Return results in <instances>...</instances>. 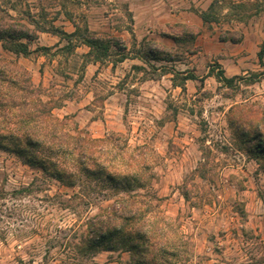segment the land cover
Returning <instances> with one entry per match:
<instances>
[{
    "label": "rangeland",
    "instance_id": "374dc122",
    "mask_svg": "<svg viewBox=\"0 0 264 264\" xmlns=\"http://www.w3.org/2000/svg\"><path fill=\"white\" fill-rule=\"evenodd\" d=\"M258 0H0V20L50 24L67 32L74 24L90 33L118 37L128 58L90 62L88 48L72 54L57 51L66 44L57 35L37 30L30 50L47 52L0 57L26 68L53 113L73 134L92 138L122 133L131 147L143 151L147 183L137 189L156 203L178 226L187 254L178 264H264V171L256 160L230 144L227 114L231 105L257 102L264 106V78L253 84L236 80L227 88L214 73L248 77L261 70L257 60L264 42V12L239 19L233 3L253 12ZM260 1V0H259ZM216 18L204 23L200 13ZM242 38L238 42L227 39ZM171 55L145 62L146 45ZM213 75H208L210 70ZM194 75L196 79L184 80ZM183 84V87H181ZM208 153L204 177L196 168ZM193 189L191 204L182 194ZM86 184L69 188L44 176L14 152L0 149V264H78L67 242L78 238L84 220L110 199L95 189L86 198ZM200 202V201H199ZM126 252L99 251L84 264L127 259Z\"/></svg>",
    "mask_w": 264,
    "mask_h": 264
},
{
    "label": "trees",
    "instance_id": "16d2710c",
    "mask_svg": "<svg viewBox=\"0 0 264 264\" xmlns=\"http://www.w3.org/2000/svg\"><path fill=\"white\" fill-rule=\"evenodd\" d=\"M253 12L245 13L243 2L233 3L239 19L244 15L264 12V0L251 4ZM204 23L216 18L206 11L200 13ZM33 30L22 23L0 20V43L4 50L15 55L27 56L32 51L47 52L50 47L38 46L30 50L29 43L37 38L38 31L50 32L65 40L57 51L74 53L77 46L85 45L82 67L90 62L110 61L113 65L128 58L126 47L118 37L94 36L85 24H74L67 32L53 24L48 27L35 24ZM242 38H230L238 42ZM149 43V42H148ZM146 41L138 54L148 62L171 55L157 53ZM261 70L243 76L228 77L222 69L214 73L215 78L227 88L236 87L235 81L253 84L264 78V42L256 53ZM213 69L208 75H213ZM196 79L192 74L184 80ZM183 87V84H181ZM54 105L44 100L42 91L32 83L26 68L13 59L0 57V149L19 155L23 162L36 167L41 173L55 179L61 185L72 188L77 183L86 184L84 195L76 193L72 198L89 196L99 189L103 197L110 199L98 212L84 220V230L67 245L84 264L99 251L126 252L127 259L109 260L105 264H178L187 254L178 226L165 214L156 196L141 193L147 183L144 152L131 147L122 133H111L105 137L92 138L73 134L66 129V122L53 113ZM232 130L230 144L254 159L264 171V106L257 102H241L230 106L227 114ZM206 140L202 141L203 159L196 168L198 176L204 177L207 170L208 153ZM187 183L182 186L186 201L197 205L204 197L193 198ZM200 201V202H199ZM186 253V254H185Z\"/></svg>",
    "mask_w": 264,
    "mask_h": 264
}]
</instances>
